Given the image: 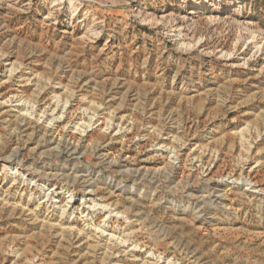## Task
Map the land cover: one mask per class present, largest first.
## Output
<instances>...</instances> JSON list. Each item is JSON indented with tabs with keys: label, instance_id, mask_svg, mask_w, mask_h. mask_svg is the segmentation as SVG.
I'll return each mask as SVG.
<instances>
[{
	"label": "rangeland",
	"instance_id": "obj_1",
	"mask_svg": "<svg viewBox=\"0 0 264 264\" xmlns=\"http://www.w3.org/2000/svg\"><path fill=\"white\" fill-rule=\"evenodd\" d=\"M0 264H264V0H0Z\"/></svg>",
	"mask_w": 264,
	"mask_h": 264
}]
</instances>
